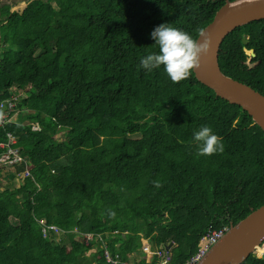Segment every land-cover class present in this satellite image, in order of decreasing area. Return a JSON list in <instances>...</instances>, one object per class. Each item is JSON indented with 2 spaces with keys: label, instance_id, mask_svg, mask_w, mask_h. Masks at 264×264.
Returning a JSON list of instances; mask_svg holds the SVG:
<instances>
[{
  "label": "trees",
  "instance_id": "16d2710c",
  "mask_svg": "<svg viewBox=\"0 0 264 264\" xmlns=\"http://www.w3.org/2000/svg\"><path fill=\"white\" fill-rule=\"evenodd\" d=\"M224 1L0 5V100L18 96L0 143L13 137L23 160L0 163V264H87L91 246L107 264L105 250L143 256L142 238L173 243L171 264H185L203 237L264 205V133L251 117L192 70L172 82L162 68L139 66L157 51L156 26L196 40ZM218 65L264 96V20L230 33ZM202 126L222 138V152L197 155L193 133ZM84 234L88 245L78 241Z\"/></svg>",
  "mask_w": 264,
  "mask_h": 264
},
{
  "label": "water",
  "instance_id": "95a60500",
  "mask_svg": "<svg viewBox=\"0 0 264 264\" xmlns=\"http://www.w3.org/2000/svg\"><path fill=\"white\" fill-rule=\"evenodd\" d=\"M264 20V0H226L196 41L207 44V52L192 69L195 79L212 90L216 98L240 107L264 133V96L225 76L218 65V53L224 39L237 28ZM243 45L248 39H242ZM250 55L254 56L253 51ZM264 245V205L251 212L209 249L198 264H243ZM172 243L167 247L169 249ZM264 260V254L261 255Z\"/></svg>",
  "mask_w": 264,
  "mask_h": 264
},
{
  "label": "clouds",
  "instance_id": "9594fccd",
  "mask_svg": "<svg viewBox=\"0 0 264 264\" xmlns=\"http://www.w3.org/2000/svg\"><path fill=\"white\" fill-rule=\"evenodd\" d=\"M150 39L154 41L157 51L141 57L139 64L140 68L146 71H153L162 68V70L172 82H180L188 78L191 70L197 66L199 57L207 52L206 43L194 40L188 33L178 28L172 27L167 23H161L160 25L156 26L150 33ZM254 56L250 55L249 60ZM17 98L18 96L12 98V100H0V103L11 101L15 104L13 110L16 111ZM193 142L198 148L197 155L210 156L217 152L223 151L222 138L214 134L213 130L209 126H202L198 131H195L193 133ZM15 143L12 145V147L15 145ZM15 166L16 165L13 167ZM25 172L28 173L27 170H25ZM152 244V252H155L156 249L165 245H156L153 242ZM169 245L170 244L165 245V249L169 250L172 254L171 249L174 248V245L172 243V246L167 249ZM91 248H93V246H91ZM142 253V258H144L146 264H148L151 259L156 260L154 254L148 255L143 251ZM146 256H149V259H146ZM140 260L142 261V259ZM119 261L123 263L120 258ZM155 264H157V260Z\"/></svg>",
  "mask_w": 264,
  "mask_h": 264
},
{
  "label": "built area",
  "instance_id": "2783aa9c",
  "mask_svg": "<svg viewBox=\"0 0 264 264\" xmlns=\"http://www.w3.org/2000/svg\"><path fill=\"white\" fill-rule=\"evenodd\" d=\"M15 104L11 101L0 103V125L9 123V113L13 112ZM15 143V139L8 135L7 144L0 143V148L5 149L4 153L0 155V163L7 166H14L21 163L22 157L18 153V150L12 147ZM27 174V172H25ZM228 231V228L223 229L218 232L212 233L210 236L203 237L198 244L197 252L190 257L185 264H198L199 261L204 257V255L209 251V249ZM89 236V235H88ZM88 242L92 240V237H88ZM142 251L148 255L154 254L157 260V264H171L172 254L169 250L162 246L152 252L153 244L149 239L141 240ZM104 260L107 264H123L119 261L117 255L112 256L109 251H104Z\"/></svg>",
  "mask_w": 264,
  "mask_h": 264
},
{
  "label": "rangeland",
  "instance_id": "374dc122",
  "mask_svg": "<svg viewBox=\"0 0 264 264\" xmlns=\"http://www.w3.org/2000/svg\"><path fill=\"white\" fill-rule=\"evenodd\" d=\"M13 1H16V2H18V5H16V6H12L11 7V11H18V12H21L24 8H25V6H26V3L27 2H25V0H1L0 1V5H3V4H10V5H12L13 4ZM247 54L250 56V52H247ZM249 59H247V64L250 66V63H249ZM57 139H59L60 140V138L59 137H57ZM5 179H6V181H10V180H12V176H10L9 174H7V176L5 177ZM21 183V180L19 181V180H16L15 182H14V187H18V185ZM10 189H12V188H10ZM88 237H91V236H88L87 234H84V235H80L79 236V238H78V241L80 242V243H82L83 245H88L89 244V242H88ZM260 248H262V250H263V252L261 253V251L262 250H260V251H256V253H255V255L256 256H258L259 258H261V255L262 254H264V245L262 246V247H260ZM66 251H69V248H66L65 249ZM95 250H89L88 252H86V256H90V254L92 253V252H94ZM92 257H94V256H91L90 258H88V260H90L91 262H93V259L95 258H92ZM129 258H131V263L132 264H139L140 263V256H139V258L138 257H135V258H132V257H130L129 256ZM146 259H149V256H146L145 257ZM100 262L98 261V264H99ZM94 264H97V262L96 263H94Z\"/></svg>",
  "mask_w": 264,
  "mask_h": 264
},
{
  "label": "crops",
  "instance_id": "0c3cea01",
  "mask_svg": "<svg viewBox=\"0 0 264 264\" xmlns=\"http://www.w3.org/2000/svg\"><path fill=\"white\" fill-rule=\"evenodd\" d=\"M88 249H90V247L88 248ZM97 247H93V248H91L90 250H95L94 252H92L91 254H90V256H86L85 254H86V252H88L89 250H87V251H85L84 252V257L87 259V264H94V263H96L97 262V264H98V261L100 260L99 259V257L97 256ZM91 256H94V257H92V258H94L93 259V262H91L90 260H88V258H90ZM139 256H140V259H142V257L143 256H141V255H137V256H135V257H138L139 258ZM130 257H132V256H130ZM135 257H132V258H135ZM122 261H123V263L124 264H132L130 261H131V258H129V256H125L123 259H122Z\"/></svg>",
  "mask_w": 264,
  "mask_h": 264
},
{
  "label": "bare ground",
  "instance_id": "6f19581e",
  "mask_svg": "<svg viewBox=\"0 0 264 264\" xmlns=\"http://www.w3.org/2000/svg\"><path fill=\"white\" fill-rule=\"evenodd\" d=\"M262 250V248H259L258 251ZM263 252V250L261 251V253Z\"/></svg>",
  "mask_w": 264,
  "mask_h": 264
},
{
  "label": "flooded vegetation",
  "instance_id": "af4514ba",
  "mask_svg": "<svg viewBox=\"0 0 264 264\" xmlns=\"http://www.w3.org/2000/svg\"><path fill=\"white\" fill-rule=\"evenodd\" d=\"M252 58V57H251Z\"/></svg>",
  "mask_w": 264,
  "mask_h": 264
}]
</instances>
